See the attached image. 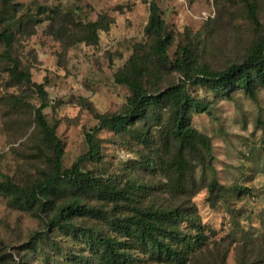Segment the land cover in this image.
<instances>
[{"label": "rangeland", "instance_id": "374dc122", "mask_svg": "<svg viewBox=\"0 0 264 264\" xmlns=\"http://www.w3.org/2000/svg\"><path fill=\"white\" fill-rule=\"evenodd\" d=\"M151 1L0 0V32L12 34L10 43L0 38V180L28 186L50 169L39 148L35 108L41 98L33 83L48 92L43 111L64 143L63 166L70 167L88 151L86 133L99 117L125 109L131 91L115 75L133 54L149 60L144 85L156 91L186 82L177 61L220 71L243 62L264 38V0H256L255 18L248 0H154L171 38L160 59L150 50L155 37L146 33ZM95 21L97 35L90 27ZM15 67L30 81L17 79ZM186 89L212 110L193 113V125L211 137L212 158L191 159L198 186L192 195L168 192L164 174L142 166L150 147L110 127L96 131L101 157L83 159V168L131 190L128 182L148 184L135 198L142 206L196 205L215 234L187 264H264V88H256V98L237 89L232 99L208 86L187 83ZM214 177L225 196L212 203L207 183ZM75 198L95 213L74 215V230L66 231L46 226L52 211L27 209L0 193V264H95L84 234L115 237L110 219L116 210L108 198L69 185L54 204ZM132 252V264H157Z\"/></svg>", "mask_w": 264, "mask_h": 264}, {"label": "trees", "instance_id": "16d2710c", "mask_svg": "<svg viewBox=\"0 0 264 264\" xmlns=\"http://www.w3.org/2000/svg\"><path fill=\"white\" fill-rule=\"evenodd\" d=\"M248 7L255 18L256 0H248ZM90 27L97 35L98 22H91ZM163 31L161 9L152 0L146 33L155 37L150 50L160 59L165 56L171 42V38L165 36ZM0 38L10 43L12 34L1 31ZM189 54L191 56V52ZM148 63L146 58H138L133 54L118 70L116 81L127 85L131 91L127 105L119 113L99 117L98 125L86 133L88 151L70 167L63 166L64 143L43 111L49 104L48 92L42 83H33L41 98V104L35 108V121L41 133L39 148L49 161L50 169L28 186H21L8 178L0 180V193L12 197L14 204L27 209L38 207L52 211L45 219V224L53 229L74 230V225L69 221L74 215L88 211L95 213L94 209L85 206L77 198L65 200L56 206L54 200L66 185L108 198L116 210V216L110 219L112 228L117 232L115 237L95 236L94 231L84 234L88 239L89 253L97 257L95 264H132L136 260L133 249L157 264H187L207 246L215 234L214 227L203 222L193 203L142 206L136 203L135 198L137 193L149 190L148 184H131L127 181L129 186L134 185V190H131L109 183L94 171L85 170L83 159L101 157L96 131L110 127L119 134H131L150 147L151 154L141 161L143 168L152 175L164 174V186L168 192L192 195L198 186L190 173L191 159L197 157L205 163L212 158L211 137L193 125V113L211 114L212 110L207 102L187 92V83L208 86L226 99H232L237 89L256 98V88H264V38L253 47L243 62L220 71L196 68L186 61H177L186 76V82L175 83L162 90L151 91L144 85V77L150 71ZM11 71L20 81H30L29 73L16 67ZM139 120L144 121L141 127L137 126ZM151 128L157 131L151 132ZM207 187L212 203L225 196L224 185L216 177L207 183ZM238 187L248 189L243 185ZM88 264L94 263L88 260ZM240 264L245 262L240 261Z\"/></svg>", "mask_w": 264, "mask_h": 264}]
</instances>
